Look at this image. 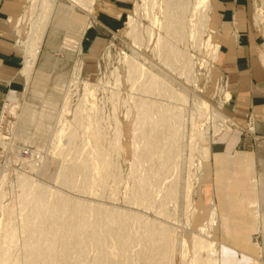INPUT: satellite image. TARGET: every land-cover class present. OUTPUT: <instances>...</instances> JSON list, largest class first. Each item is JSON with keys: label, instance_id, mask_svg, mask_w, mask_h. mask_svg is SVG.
I'll list each match as a JSON object with an SVG mask.
<instances>
[{"label": "rangeland", "instance_id": "obj_1", "mask_svg": "<svg viewBox=\"0 0 264 264\" xmlns=\"http://www.w3.org/2000/svg\"><path fill=\"white\" fill-rule=\"evenodd\" d=\"M73 9L81 10L72 6L69 0H56L50 13L62 11V14H67ZM43 10L40 1L35 5L32 3L27 20V38L32 22ZM207 13L205 21L196 26L195 33L184 43L179 44L169 38V42L189 58V65L176 67L171 77L158 69L161 62L153 54L158 36L163 35L160 28L153 25L159 20L158 0H133L125 12L124 25L119 32L110 33L93 27L91 40L88 44L85 42L84 50V41L80 40L79 34L68 35L65 24L61 28L64 33L56 43V47L64 45L65 49L38 50L30 74L28 77L23 75L26 82L22 91L10 101L5 100L0 108V243L4 235L9 234L8 220L14 219L7 218L5 209L12 207L17 211L18 195L23 194L18 179L25 175L89 205L100 204L105 208L139 214L145 219L143 225L155 221L175 230L182 228L188 251L185 257L175 252L167 261L170 264H191L194 260V238L200 235L201 227L206 228L201 236L209 245L207 252L210 254L203 255L207 264H264V162L253 163L244 156L229 157L209 146L212 140L216 142L219 136L226 134L228 124L221 112L226 102L223 85L211 80L216 47L210 32V14ZM51 15L44 34L54 20ZM255 16L264 34V0H258ZM129 19L140 31L141 58L134 54L133 47L138 40L131 39ZM59 20L61 23L66 21L64 18ZM148 31L154 37L150 42L146 35ZM23 53L25 57L26 49ZM131 58L162 79L175 94H185L189 91L185 87H188L197 98L214 108V111L206 106L200 109L188 98L184 123L178 127L182 144H176L175 163L165 165L162 179L156 185V182L149 185L150 199L146 201L150 200V203L139 205H133L131 201L134 181L145 177L151 166L159 167V162L137 164L136 161V153L143 140L139 139L138 108L134 104L138 92L132 90L127 79L126 63ZM168 103L178 107L183 104L176 98L168 99ZM190 112L193 113L192 123L188 117ZM223 121L226 122L222 130L216 125ZM69 133L74 135L71 140L67 138ZM159 133L164 137L168 135L165 130H159ZM188 141L197 145L191 158ZM166 142L168 140L163 138L159 141L160 144ZM69 160L98 164L100 171L87 176L88 188L84 191L88 192L68 190L53 183L58 169L69 164ZM177 178L181 182L177 204L171 202L166 205L167 216L158 215L155 207L162 201V189ZM75 183L81 184L80 176L76 177ZM152 202L157 205L153 206ZM190 203L195 210L192 215ZM145 205L152 207L148 209ZM211 218L214 219L212 224ZM186 219L189 226H186ZM131 223L128 227L134 232L137 223ZM136 243L133 242L128 249V259L130 264H143L140 254L145 247ZM106 253L114 261L121 257L110 247H106ZM93 255L91 248L84 260L89 261Z\"/></svg>", "mask_w": 264, "mask_h": 264}, {"label": "bare ground", "instance_id": "obj_2", "mask_svg": "<svg viewBox=\"0 0 264 264\" xmlns=\"http://www.w3.org/2000/svg\"><path fill=\"white\" fill-rule=\"evenodd\" d=\"M39 1L44 10L32 22L31 33L25 43L26 54L22 74L26 77L30 74L35 62L47 20L56 0H33V4L35 5ZM69 1L72 6L78 7L85 14L90 15L95 0ZM207 12H210L209 0H158L159 20L154 21L153 25L160 28L163 35L158 36L153 54L160 60L161 64L157 66L163 74L171 77V72L175 71L176 67L189 65L187 54L170 43L169 38L174 39L179 44L184 43L185 39L195 33L196 26L198 24L201 26L205 21V13ZM129 23L131 39L138 40L136 46L133 47L134 54L141 58L142 55L139 54L140 31L136 30L131 19H129ZM148 32L146 35L150 42L153 35ZM126 64L128 68L127 79L130 81L132 90L135 89L138 92V97H134V104L138 108L136 117L137 130L140 133L139 139L141 138L143 142L138 152L136 151L137 164L159 162V167L151 166L147 169L145 177L136 181L133 180L131 201L133 205H139L143 202L149 204L150 200L146 201L150 199L149 185L155 182L156 185L162 179L161 172L165 165L175 163L173 154L176 152L175 148L177 150L176 144L177 142L182 144L180 142L181 130L178 127L182 122L184 123L183 115L184 110L187 109L185 104L188 98L190 97L196 105H205V102L197 98L194 91L188 87H185L189 90L184 92L185 94H175L168 84L151 74L147 69H143L141 64L139 65L133 58L128 59ZM167 98H176L183 103L180 104L183 109L168 103ZM188 117L192 123L193 113L190 112ZM159 130L167 131L168 135L164 137L159 133ZM67 138L71 140L74 135L69 133ZM161 138L167 139L168 142L160 144ZM188 142L191 158L197 145ZM159 155H165V157L162 159L154 158ZM58 163L56 162V164ZM105 165L107 166V164ZM31 168L35 171V168ZM108 168L110 169L109 165ZM98 169L99 166L95 163L88 164V161L86 163L69 160V164H64L58 169L53 183L56 182L60 187L68 190L76 191L78 189L85 193L86 190L84 191V189L88 188L87 176L89 173L99 172ZM77 176L81 177V184L79 185L75 183ZM97 176L99 175L97 174ZM114 176L117 177V173ZM100 180L99 182H101ZM49 181L52 180L49 179ZM180 183L177 178L176 181L174 180L164 186L162 189L163 198L158 206L152 202L153 206H156L158 215H163V217L166 215L167 204L169 205L171 202L177 204L181 192ZM18 185L23 194L18 195L19 206L17 211H14L12 207L5 209L7 218L14 217V219L8 220L9 234L4 235L0 243V264H130L128 249L133 242L142 243V248L145 247L143 249L145 251L140 254L143 264H170L167 261L175 252L182 254V257L186 256L188 246L187 241L182 236V228L175 230L162 224V222L155 221L143 225L145 219L139 214L105 208L100 204L89 205L85 201L63 195L53 187L29 176L20 175ZM151 207L147 206L146 208L150 209ZM190 207L192 215L195 213L192 203H190ZM15 214L16 216H14ZM131 222L137 223H134V225L136 224L134 232L128 227ZM185 222L186 226H189V220L186 219ZM199 229L200 235L194 238L192 248L194 260L191 264H207L203 255L204 253L210 254L207 252L209 249L208 241L201 236L206 232V228L201 227ZM106 247H110L114 254H119L120 259L114 261L113 257L111 258L106 253ZM91 248L94 250V255L90 257L89 261H85L84 259Z\"/></svg>", "mask_w": 264, "mask_h": 264}, {"label": "crops", "instance_id": "obj_3", "mask_svg": "<svg viewBox=\"0 0 264 264\" xmlns=\"http://www.w3.org/2000/svg\"><path fill=\"white\" fill-rule=\"evenodd\" d=\"M132 2L96 0L91 15L75 9L67 14L57 11L51 15L54 20L45 31L39 51L65 49L64 45L56 47L59 36L64 33L61 32L64 24L68 35L79 34L80 40L84 41L83 50L85 42L88 44L91 40L93 27L110 33L119 32ZM257 2L211 0L210 32L216 47L211 80L223 85L226 102L221 112L228 128L226 134L219 136L216 142L212 140L209 146L229 157L244 156L247 161L263 163L264 34L255 16ZM32 3L33 0H0V108L5 100L19 95L26 82L22 74L23 52ZM61 18L66 19L65 23H61ZM197 105L200 109L206 106L214 111L208 104ZM225 122L216 126L223 130ZM213 220L211 218V224Z\"/></svg>", "mask_w": 264, "mask_h": 264}]
</instances>
